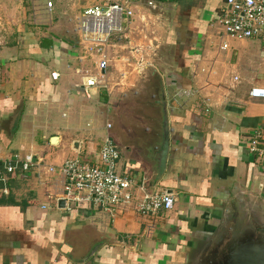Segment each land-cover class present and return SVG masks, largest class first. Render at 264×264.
<instances>
[{"label": "crops", "instance_id": "crops-1", "mask_svg": "<svg viewBox=\"0 0 264 264\" xmlns=\"http://www.w3.org/2000/svg\"><path fill=\"white\" fill-rule=\"evenodd\" d=\"M135 1L129 3L131 8L141 6ZM194 1L201 0H186V10H197ZM221 1L202 0L205 10L195 16L197 23L201 20L195 29L196 46L189 51L185 80L180 81L191 98L178 103L186 92L167 87V103L173 102L172 134L163 180L177 198L174 208L149 235L147 221L133 209L116 219L94 204L60 209L49 195L62 194L63 178L33 169L30 175L18 174L0 184V264H186L184 254L193 231L203 229L225 208L235 209L241 200L264 201V160L246 147L247 139L264 127V100L249 96L253 86H264V40L251 42L247 57L232 52L228 41L229 48L223 50L204 19L208 12L216 17ZM19 2L0 0V160L31 155L47 166L75 158L97 162L104 141L92 122L103 115L100 105L111 96L109 74L106 88L88 89L84 80L99 73L103 55L92 50L89 59L82 51L86 42L82 36L80 44L72 40L74 35L49 37L55 23L44 16L50 12L58 17L57 6L40 12ZM116 46L108 42L104 50L112 78L124 83L117 92H123L133 89L135 74L132 65L130 70L122 65L131 57L139 64L146 46L132 45L120 64L110 55L109 49ZM85 116H91L87 125ZM133 155L121 168L148 187L150 169ZM51 206L55 210H49ZM73 208L78 210L74 216Z\"/></svg>", "mask_w": 264, "mask_h": 264}, {"label": "built area", "instance_id": "built-area-1", "mask_svg": "<svg viewBox=\"0 0 264 264\" xmlns=\"http://www.w3.org/2000/svg\"><path fill=\"white\" fill-rule=\"evenodd\" d=\"M108 2L110 3L86 8L79 27L84 39L91 43L92 50L103 55L98 64L99 73L85 77L84 85L88 89L106 88L109 64L104 48L110 38L129 28L135 16V11L129 4L131 0ZM160 3L162 2L149 0L147 5L155 11ZM52 7V2H49L48 8ZM216 15L223 26V36L227 39L264 40V0H223ZM227 39L222 41L223 50L229 48L225 41ZM52 78L57 80L58 75L52 74ZM190 94L191 92H186L185 95ZM249 96L264 100V86H253ZM110 129L112 126L106 125V130ZM246 147L250 154L264 159V127L247 139ZM120 159L119 146L111 137H107L101 146L99 160L94 163L75 158L66 160L60 166H47L42 165L41 161L35 162L31 155L0 160V184L6 185L18 174L25 177L32 174L33 169H45L49 174L63 178L62 194L49 195L55 204L61 200L65 201L66 206L94 204L113 219L133 209L147 221V234L152 233L157 221L174 208L177 198L162 187L151 192L145 183L140 184L130 170L121 168L122 173L119 174L117 169Z\"/></svg>", "mask_w": 264, "mask_h": 264}, {"label": "rangeland", "instance_id": "rangeland-1", "mask_svg": "<svg viewBox=\"0 0 264 264\" xmlns=\"http://www.w3.org/2000/svg\"><path fill=\"white\" fill-rule=\"evenodd\" d=\"M19 1L20 4L21 3L22 4L24 3L25 5L28 4L31 10H35L33 9V7L38 8L40 12H42V10L44 9L47 11L54 10V8L57 6L58 9L55 8V10L61 11V13L59 12L58 17H55V13L50 15V12H47L48 13L47 16L43 15L45 17V21L48 20L50 17V22L55 23V25L51 26L52 29L51 31H49V37L52 38L53 36L54 37L59 36V37L70 38L72 35H76L80 37V39L82 36L83 40H85L84 35L80 33L79 27L81 25V20L84 10L88 7L110 3L108 2L109 0H59L57 4H55V0H38V1L19 0ZM49 1L53 3L52 9L48 8ZM147 1L149 0H136L135 2H133L134 4L139 3V5L141 4V6H137L138 4H135L136 6L133 5L135 16L131 22V25L129 26V28H125V31L123 33L114 36L109 40V43L117 44L116 47H111L109 49L110 55L113 57L116 63L120 64L123 55H130L132 48H134L132 45L146 46L143 47V52L141 53V56L146 61L143 62L142 57H140L139 58L140 63L138 64L137 59L131 57L132 61L130 63H126V64L124 63L122 65L126 70H130L129 68L132 65L131 67L132 72H134L135 76L133 77L134 85L132 87L133 89H130L131 91L128 89L127 91L117 92L122 88L124 83H122L121 78H112L111 72L113 68L109 67L108 86L109 89L111 90L109 91L111 93V96L110 98H108V100L105 103H102V105H100L101 106L100 108L103 111L104 116L101 115V117L95 118L92 122L93 128L96 126L99 127V130L96 133L101 134V143L102 141H105V139L108 137L106 134L107 130L106 132L105 130L102 131L104 124L106 123V125L110 124L112 126V129L109 130L110 131L109 136L119 146V150L121 154V159L117 169L119 174L122 173L120 170L122 162L129 160L130 157L133 155L132 153L131 155L128 154L127 152L128 150L127 136H129L133 132L131 130V124H132L131 118H132V112L134 111L133 104L136 101L141 100V97L143 95H146L147 92L146 90L149 87V84L153 82L152 79H150L152 69L159 71L160 74L162 73L163 78L161 82L163 83L164 87L166 86L164 79L166 77L164 76V73L177 72V68L174 62V46L172 44L168 45L167 43L168 41H170L171 37H173L171 32L173 31L172 29H174V21L176 18L175 12L178 5L176 3L162 2L160 3L161 5L159 6V8L154 11V10H147L145 6V2ZM203 3H201L198 6L197 15L198 12L201 15L204 12L205 8ZM222 3L223 1H221V4ZM196 4H199V1L196 2ZM66 12H68V15L64 14ZM205 18L208 19L209 27L211 29L215 42H219V44L221 45L222 41L227 38L223 36L224 29L217 15L215 17V14H213L212 12L211 14H209L208 12L207 16L206 15L204 16V19ZM199 23H197V26L199 25ZM225 41L226 42L228 41L229 44L231 45L232 52L236 51L240 53V56L238 57H242L244 55L245 57H247V55H249V52L252 49L251 42L258 41L263 43L262 39L260 40L246 39L243 41L239 39H227ZM136 49L137 48L135 47V50ZM140 49L142 50V48ZM82 51L86 52V54L88 53L89 56L88 58L91 59L92 45L90 42L86 41L84 44L82 43ZM238 57H234L233 55V58L234 59L237 58V61H239ZM142 62L146 64V66L143 67V65H141ZM135 65H137L136 68H134ZM146 69H148V71ZM140 85L141 87L143 88L145 87V88L141 89L139 94L134 95V93L138 90ZM165 88H166L165 91L167 92V87ZM105 90L107 91V89ZM191 95L192 94H190L189 96L186 95V98L182 97L181 100L178 99V103H180L184 99H186V103H187L188 99L191 98ZM172 103H173L172 100H170L168 105L169 121L171 120L170 106H172ZM101 110L100 113L102 114ZM148 114L152 116L150 113ZM90 119L91 116H85V118L83 119V125H87L88 123H90ZM11 157L12 159H14L16 156L13 155ZM19 157L25 158L26 156L25 157L19 156ZM259 160L262 161L264 159H259ZM163 179L159 182L158 187H163L164 189L169 190V184L168 183L165 184ZM53 207L55 206H51L49 210H55ZM88 208H90L89 210H95L91 207ZM77 213H78L77 208H73L71 211V215L74 216ZM68 224L69 222L66 223V225ZM150 234L151 233H149V235Z\"/></svg>", "mask_w": 264, "mask_h": 264}, {"label": "water", "instance_id": "water-1", "mask_svg": "<svg viewBox=\"0 0 264 264\" xmlns=\"http://www.w3.org/2000/svg\"><path fill=\"white\" fill-rule=\"evenodd\" d=\"M72 39L80 44L78 36L74 35ZM150 79L153 82L149 84L146 95L133 104V132L127 136V148L148 165L151 176L148 188L152 192L158 188L167 171L172 130L162 76L153 70ZM144 88H138L134 95ZM168 193L173 191L168 190ZM58 206L65 209V201L61 200ZM187 246L189 251L184 254L186 264H264V201L241 200L235 209L225 208L223 214H216L206 222L203 229L193 231Z\"/></svg>", "mask_w": 264, "mask_h": 264}, {"label": "trees", "instance_id": "trees-1", "mask_svg": "<svg viewBox=\"0 0 264 264\" xmlns=\"http://www.w3.org/2000/svg\"><path fill=\"white\" fill-rule=\"evenodd\" d=\"M158 1L166 2L162 0ZM201 1H199V4H196L194 1L192 7L198 8ZM169 3H176L178 7L175 12L174 29H172L173 31L171 32L173 37H171L167 44H172L174 46V62L177 72L181 75L167 72L165 76V85L166 87L176 88L177 93H179L187 91L186 88H184V83L182 84L180 81L185 80L186 64H188L190 59L189 51H192L196 46L195 29L198 20L195 16H197V10H186V0H177ZM188 86L189 85L186 84V87Z\"/></svg>", "mask_w": 264, "mask_h": 264}]
</instances>
